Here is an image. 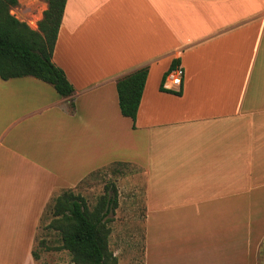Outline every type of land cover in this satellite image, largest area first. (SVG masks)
Masks as SVG:
<instances>
[{"label": "crops", "instance_id": "obj_1", "mask_svg": "<svg viewBox=\"0 0 264 264\" xmlns=\"http://www.w3.org/2000/svg\"><path fill=\"white\" fill-rule=\"evenodd\" d=\"M53 61L72 96L0 77V264H38L53 197L114 163L139 169L143 264H262L264 0H67ZM141 67L133 121L117 80Z\"/></svg>", "mask_w": 264, "mask_h": 264}, {"label": "trees", "instance_id": "obj_2", "mask_svg": "<svg viewBox=\"0 0 264 264\" xmlns=\"http://www.w3.org/2000/svg\"><path fill=\"white\" fill-rule=\"evenodd\" d=\"M45 1L48 8L38 22V29H33L10 13L18 0H0V77L6 80L33 76L52 84L63 97H69L75 93V87L53 61L67 0ZM175 66L176 63L172 68ZM147 77L148 67H141L117 80L120 110L133 121ZM161 88L164 90L163 86ZM118 205L119 192L114 183L106 185L105 193L93 208L83 195L72 189H65L54 198L53 218L48 227L60 232L62 245L56 250H67L71 254V262L67 264H118L117 256L109 248L110 222L114 220L111 214L115 215ZM33 256L39 259L35 249Z\"/></svg>", "mask_w": 264, "mask_h": 264}, {"label": "rangeland", "instance_id": "obj_3", "mask_svg": "<svg viewBox=\"0 0 264 264\" xmlns=\"http://www.w3.org/2000/svg\"><path fill=\"white\" fill-rule=\"evenodd\" d=\"M10 13L30 27H36L32 22L41 20L42 7L38 0H25L23 3L18 0V4L11 7ZM112 183L117 186L119 192V205L115 215L111 214L114 220L110 222L112 232L109 248L117 256L118 264H143L145 210L139 169L129 164L114 163L92 173L72 190L83 195L93 208L105 193L106 185ZM62 192L63 190L58 192L55 197ZM55 197L48 205L38 230L34 247L39 255L38 264H67L72 259L67 250H56L62 245L61 234L58 230L48 227L53 218L51 209ZM261 263L264 264V254Z\"/></svg>", "mask_w": 264, "mask_h": 264}, {"label": "built area", "instance_id": "obj_4", "mask_svg": "<svg viewBox=\"0 0 264 264\" xmlns=\"http://www.w3.org/2000/svg\"><path fill=\"white\" fill-rule=\"evenodd\" d=\"M184 76V69L182 66L177 65L174 68H172L168 72L169 80L176 85L177 87H180L182 84V78Z\"/></svg>", "mask_w": 264, "mask_h": 264}, {"label": "bare ground", "instance_id": "obj_5", "mask_svg": "<svg viewBox=\"0 0 264 264\" xmlns=\"http://www.w3.org/2000/svg\"><path fill=\"white\" fill-rule=\"evenodd\" d=\"M32 23H33L34 26H36V21H33Z\"/></svg>", "mask_w": 264, "mask_h": 264}]
</instances>
